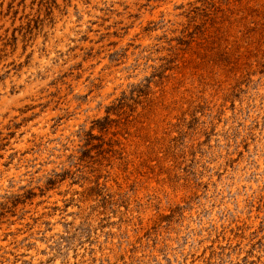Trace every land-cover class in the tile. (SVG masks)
Returning <instances> with one entry per match:
<instances>
[{
  "label": "rangeland",
  "instance_id": "1",
  "mask_svg": "<svg viewBox=\"0 0 264 264\" xmlns=\"http://www.w3.org/2000/svg\"><path fill=\"white\" fill-rule=\"evenodd\" d=\"M0 264H264V0H0Z\"/></svg>",
  "mask_w": 264,
  "mask_h": 264
}]
</instances>
